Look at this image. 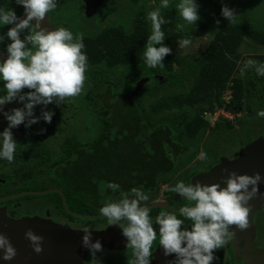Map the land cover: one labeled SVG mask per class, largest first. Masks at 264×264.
Returning <instances> with one entry per match:
<instances>
[{"label":"trees","instance_id":"obj_1","mask_svg":"<svg viewBox=\"0 0 264 264\" xmlns=\"http://www.w3.org/2000/svg\"><path fill=\"white\" fill-rule=\"evenodd\" d=\"M3 2L6 5L5 0ZM158 5L159 0H155V3L151 0H115L105 4L99 10L102 13L98 14H115L113 9L117 6L116 10L120 15L124 14L127 24L117 22L115 15V19L105 27L97 23L78 25L83 32L80 35L85 45L82 51L87 54L81 98L85 109L96 116L99 129L98 134L88 141H83L78 135L65 137L58 148L61 155L53 160L51 170L62 164H67L68 168L75 167L76 164L72 162L77 161L78 156L85 157L82 159L86 161L84 167H91L93 157H104L105 152L116 149L112 144H123L120 136L125 137L128 131L119 123L122 121L121 113L128 109L119 108V105L132 107L133 114L129 115L130 119L136 121L138 133V137H132L133 148H118L120 151L146 149L149 152L150 148L158 150L161 147L163 151L169 148L176 150L174 144H178L182 150L192 145L193 135L206 133L209 122L204 115L213 114L218 109L233 113L241 110L245 114L249 111L250 114L238 120V127L232 126L227 119L219 121L211 128L215 135L231 131L236 137L246 139L254 134L255 123H260L258 134L264 135V118L256 115L257 110L264 109V76H257L250 70L242 73L244 65H238L241 58L239 48L245 38L264 45V28L241 18L237 22L217 23L220 21L217 17H206L207 20L200 15L196 23L188 25L180 19L170 1L168 8L160 9V15L166 21L161 25L165 34L163 43L171 52L163 58L162 66L148 68L140 58L150 32V24L145 16ZM109 9L112 12L109 13ZM205 33L212 34L206 48L188 56L189 61L184 62L177 41ZM25 34L27 29L20 33L21 37ZM254 58L253 61L257 63L264 62V54L255 55ZM186 65L191 68H186ZM141 126L144 127L143 135L139 132ZM145 140L149 146L144 147ZM150 145H160V148ZM34 148L35 155H43L38 164L45 170L47 149L40 142H36ZM98 152L100 155L97 156ZM86 153L93 156L88 157ZM35 176L37 178L38 173ZM71 177L73 187L64 189L69 200L68 207L76 212L93 213L90 207L76 202V179ZM46 187L49 186L41 184L25 188L40 191ZM45 195L32 196L43 198ZM48 196V200L56 203L60 211L73 218L66 213L59 193H48Z\"/></svg>","mask_w":264,"mask_h":264},{"label":"clouds","instance_id":"obj_2","mask_svg":"<svg viewBox=\"0 0 264 264\" xmlns=\"http://www.w3.org/2000/svg\"><path fill=\"white\" fill-rule=\"evenodd\" d=\"M15 2L23 7V18L18 17L11 8L0 7V26L11 25L0 35V41H3L4 36L10 41L5 46L6 58L0 59V110L12 101L23 102L22 107L3 112L7 126L0 131V160L9 163L13 161L17 149L11 129L26 120L25 127L37 121L38 117L33 115L34 105H48L55 99L59 106L67 98L79 95L87 65V54L82 51L85 45L79 34L74 36L64 27L52 30L41 27L45 14L56 9L57 0ZM169 4L170 0H159L158 7L148 11L145 16L150 24V32L140 58L148 68L162 66L163 58L171 52L163 43L165 34L161 25L166 21L160 15V9L168 8ZM174 7L180 19L188 25L200 18L197 0H175ZM220 15L232 23L236 12L222 4ZM25 29L27 34L21 39L20 33ZM189 43L188 39L177 41L180 47ZM245 70L264 76V62L247 60L241 72ZM41 115L45 122H50L53 113L43 111ZM256 115L264 118V109L257 110ZM197 159L204 160L205 153L200 152ZM222 180L223 187L220 182L202 184L196 180L195 184L177 181L168 188V191L179 193L189 202L179 207L180 218L173 212L161 211L153 221L148 207L141 203L149 197L137 188L130 189L127 195L121 192L120 199H106L98 212L107 225H116L121 229L126 240L125 247L131 249L128 264H150L153 241L157 238L165 257L175 254L169 264H211L214 250L222 248L232 235L229 226L235 225L241 230L248 227V201L257 194L262 177L259 172L248 175L231 171ZM105 187L117 190L120 185L109 181ZM185 220L190 221V228L181 227ZM153 222L158 230H154ZM83 232L81 243L89 249L92 257L89 262L99 264L96 253L102 251L100 240L90 241L87 227H83ZM24 235L33 250L39 253L43 237L31 229L26 230ZM15 254L16 249L10 239L0 233V259L8 261Z\"/></svg>","mask_w":264,"mask_h":264},{"label":"flooded vegetation","instance_id":"obj_3","mask_svg":"<svg viewBox=\"0 0 264 264\" xmlns=\"http://www.w3.org/2000/svg\"><path fill=\"white\" fill-rule=\"evenodd\" d=\"M77 1L81 7V10L78 11L80 18L75 22V27L78 29L81 28L78 27L80 23H87V7L90 2L95 3V0ZM96 1L98 2L94 15L100 12L102 13V11L99 10H101L105 4L108 5L110 2L113 3L115 0ZM5 4L6 5H4L3 0H0V7L11 8L15 11L18 17L23 18V7L17 5L15 0H5ZM64 4L65 3L62 2L59 3V0H57L56 9L48 14H45L47 21L53 28L64 27L67 29V24L65 22L61 21V23H57L54 21L56 11L62 9ZM110 11L111 9H109V13ZM98 15H96V17ZM108 15L114 16L112 13ZM87 25L90 26L88 23ZM10 26L11 25L0 26V35H3ZM20 38L23 39L21 35ZM9 42L10 41L6 36H4L3 41H0V59L6 58L5 46ZM16 102L17 101H12L13 104ZM12 108L13 107L8 110H0V123H3L1 124L2 126H7V121H5L3 112L10 111ZM225 112L226 115H204V118L209 122V127L206 133H197L196 135H193L192 138L195 139L192 140H195L196 144L186 146L182 150H180L178 144H174L176 150L169 148L168 151H163L161 149L162 147L160 148V145H150L153 148H160L158 150H152L151 152H146L145 149L142 151H107L105 152L104 157L103 155L102 157H93L94 160L91 161V167H84L85 160L82 161V159H85V157L81 158L78 156V160L72 162L76 164L75 167L68 168L67 164H62L61 166H58L56 169L52 170L50 165L46 164L45 170H42L38 164L40 161L35 162V155H31V159L29 160V162L32 161L30 164L31 166L26 168L27 170L22 171L21 174L28 177V181H30L32 185L33 183H37V185H46L49 183V181L58 184V186L49 187L58 188L63 192L67 207V201L69 200H67L64 189L66 190L68 187H73L74 184L71 182L73 181L71 176H73L76 179L77 186V193L75 196L76 202L79 204H84L90 208L92 206L93 208L98 206V208L94 209L95 212L93 213H78L97 215L99 214V207L103 205L106 199H120L122 198L121 192L127 195L130 192V189L137 188L143 194H146L149 197L147 201L141 203L142 206H149V216L153 219V221L155 216L161 211L173 212V214L180 218L178 213L179 207L189 202L182 198L179 193L168 191V188L174 186L177 181H183L185 184H195L196 180H199L202 184L220 182L221 186L223 187L224 185L222 178L227 177L231 171L238 172L242 151L246 146L253 143L257 138L260 137V135L257 134L258 130L256 123L254 124L255 127L253 128L254 134L247 137L246 139L242 137H236V135H234L231 131L222 132L223 135H215V133L211 131V128L216 126L219 121H225L224 119H227L231 122L232 126L238 127V120L242 119V117L237 116L236 113L238 112ZM221 117L224 118L221 119ZM28 137H32L33 141H29L31 143H34V137L46 140V138H44L45 135L36 136L35 133ZM166 142L168 143V141ZM144 143L145 147L147 144L146 140ZM200 152L205 153L204 160L197 159V156ZM57 153H59V149H57ZM75 154L79 155L78 153ZM90 155L93 156L92 153H86V156L90 157ZM98 155H100L99 152L97 153V156ZM1 161L2 160H0V162ZM89 163L90 161H88V164ZM35 173H38L37 178ZM53 175H56L57 179H55ZM124 177H126V180L122 181ZM23 178L17 177L13 180L12 178L0 176V184L3 185L2 189H0V192L3 190V187H6L3 190V193H0V197L13 194L8 193V191L5 190L7 188L9 190L13 189L12 185L14 182H19ZM109 181L118 183L120 188L117 190L107 189L105 185ZM29 189L31 188L21 187L18 191H39ZM45 189L49 188L46 187L42 190ZM38 199L39 200L36 201V199L32 200L24 198L21 201L15 200L14 202L8 201L10 199L5 200L8 202L0 204V227H10L11 220L13 221L24 217L34 218L36 215L38 218H35H37V220L40 222H53L56 225H60V227L64 229L67 228L83 232V227H87L90 233H102V251L96 253V259L99 261V264H128V261L131 258V249H126L125 237L122 236L121 229L118 226L107 225V222L103 217L96 218L72 215L68 213L64 207L66 213L73 217L70 218L64 212L60 211V209L57 208V204L51 202V200ZM61 200L63 204L62 195ZM184 223L185 224L181 227L190 228V221L185 220ZM253 224L255 226V237L253 244L257 249L260 250L259 256L255 252L238 253L234 247L231 235L222 248L214 250V260L211 262V264H264V207L257 210L253 214ZM153 228L154 230H158V226L154 222ZM9 239L11 243L12 239ZM151 251L152 256L150 259V264H169V262L175 258V254H170L167 257L162 254V250L158 246V238L157 240L153 241ZM91 259L92 257L88 251L80 264H90L89 261ZM0 264H9V260L4 261L3 259H0Z\"/></svg>","mask_w":264,"mask_h":264},{"label":"rangeland","instance_id":"obj_4","mask_svg":"<svg viewBox=\"0 0 264 264\" xmlns=\"http://www.w3.org/2000/svg\"><path fill=\"white\" fill-rule=\"evenodd\" d=\"M88 1V0H87ZM171 3L174 5L175 0H170ZM65 3L63 5L62 9H59L55 13V22L61 23V21L65 22L67 25V29L70 30L73 35L75 36L76 34L82 35L83 32L80 31V29H77L75 27V22L77 19L80 18L78 11L81 10L79 2L73 1V0H59V3ZM97 2L95 0L94 2H90L87 9H88V17H87V23L89 25H93L95 23L99 24L100 27H105L109 24L110 21L115 19L116 21L127 24L126 18H124V14L120 15L118 13L117 6L116 8L113 9L114 11V16H110L108 14H96L98 15L96 17L95 12H96V5ZM153 2V0H151ZM197 3L199 5L198 12L201 17H205V19L209 18H219V22H224L227 21L224 17L220 15V9L221 5H227L230 8H233L236 12V17L233 22H237L238 19H242V21H247L255 25L256 27H262L264 28V0H197ZM100 4V2H99ZM151 4V3H150ZM57 7V6H56ZM117 11V14H116ZM207 17V18H206ZM54 18V17H53ZM208 20V19H207ZM210 28V27H209ZM83 29V28H82ZM212 37V34L210 33H205L203 35H194L189 37L190 43L187 46L181 47V54L184 56L182 60L184 62L189 61L188 56L190 55H195L198 54L200 51H203L208 42L210 41ZM30 47V45H28ZM239 52L241 54V58L238 61V65L241 67L244 65L245 61L247 60H255L254 56L259 55V54H264V45L257 44L253 42L249 38H245L243 41L242 45L239 48ZM175 68L179 69L177 65H175ZM186 68H191V66L186 65ZM23 91H26L25 89ZM83 92V86L82 90L79 95L71 98H67L65 102H61L59 106H57V103L55 99L53 102L49 103L48 105H43V104H37L34 105L33 108V115L38 117L37 121L28 127H25V122H22L19 126L11 129L13 138L17 141V149L16 152L14 153V159L11 163L7 161H1L0 162V176L5 177V178H12L13 180L16 179L17 177H24L22 180L19 182L15 181L13 186V189L9 190L8 188L5 191H8V193H13L18 194L21 191H18L21 187H28V186H36L37 183L31 184L30 181H28V177L23 176L21 174L22 171L27 170L29 166H31V162L29 160L31 159V155H35V148L34 145L36 142H40V145L43 146L45 149H47V157H45L44 162L46 165H50L53 162L55 158H58L61 153H57V149L59 148L60 142L67 136L72 135H78L83 141H88L90 139H93L97 134H98V121L96 116L85 109L84 102L81 98V94ZM138 96V95H137ZM13 105V106H11ZM23 102H16L13 104L12 102L7 103L4 105L2 110H8L11 107H22ZM124 107L125 110L124 112L121 113L122 115V121L119 123L124 127V130L128 131L127 134H125V137L120 136L123 140V144H116L112 146L116 147V149L111 148L109 151H120L121 149L118 148H133V141L132 137H138V133L136 132L137 128V123L134 119H130V115L132 116V107H127L125 105L120 106L119 108ZM43 111H50L53 113L51 117L50 122H45L42 118V112ZM238 117H244L249 116V111L248 113L245 114L244 112L237 111ZM130 113V115H129ZM132 118V117H131ZM5 121H7L5 119ZM0 123V131H2L6 126H2ZM257 130L260 129V123H256ZM144 127H139V132L141 135H143ZM33 133L36 134V136H44L46 140H40L36 137H34V143H31L29 141H33L32 137H28L30 135H33ZM259 133V132H258ZM257 133V134H258ZM44 134V135H43ZM263 138L264 141V135H260ZM28 137V138H27ZM195 139V138H192ZM258 139V138H257ZM256 139V140H257ZM190 140V139H189ZM129 142V143H127ZM191 144H196L195 140H191ZM146 146H149V144H146ZM19 148V149H18ZM146 150V149H145ZM150 150H153L150 148ZM149 150V152H151ZM21 155V156H20ZM43 155H35L36 158H34V161H41V157ZM51 168V167H50ZM52 172V171H51ZM55 179H57L56 175H53ZM126 180V177L123 178L122 181ZM54 185L53 182L49 181L47 183V186ZM2 184H0V189H2ZM6 187H3V190ZM50 188V187H48ZM3 190H1L0 193H3ZM29 190H34V189H29ZM17 191V192H16ZM55 191H49L46 192L45 197L40 198L41 200L44 199H49L48 193H52ZM58 193V192H56ZM53 197V196H51ZM24 198L26 199H36L38 201V198H35L32 196V194H26L23 196H18L15 197L14 199H10L8 201L14 202L15 200H23ZM8 201H0V204L7 203ZM93 210L98 208V206H93L91 207ZM54 209V208H53ZM95 212V210H94ZM37 217V215L35 216ZM38 218V217H37Z\"/></svg>","mask_w":264,"mask_h":264},{"label":"water","instance_id":"obj_5","mask_svg":"<svg viewBox=\"0 0 264 264\" xmlns=\"http://www.w3.org/2000/svg\"><path fill=\"white\" fill-rule=\"evenodd\" d=\"M41 27L45 29H54L45 19L41 21ZM136 91L133 92L135 94ZM260 136L256 141L249 144L242 151L239 162V174H254L259 172L262 181L258 183L257 194L248 201L249 212L247 215L248 227L241 230L235 225H230L232 232V240L238 253L255 252L258 256L260 250L257 249L253 240L255 237V226L253 224V214L264 207V141ZM251 187V186H249ZM49 191H55L62 195L63 204L67 212L75 216L84 217H102L100 214H83L71 211L66 204L65 196L58 188H49L42 191H23L18 194L0 197V201L13 199L25 194H43ZM149 207V206H146ZM31 229L35 234L43 237L41 251L35 252L29 240L25 237L26 230ZM0 232L11 238V244L16 249L15 256L9 260V264H80L86 253L89 251L87 247L82 246L81 238L84 232L71 229L61 228L53 222L43 223L37 218L24 217L17 220H11L10 227H0ZM90 233V232H89ZM102 233H90V241L101 240ZM261 263V261H260Z\"/></svg>","mask_w":264,"mask_h":264},{"label":"built area","instance_id":"obj_6","mask_svg":"<svg viewBox=\"0 0 264 264\" xmlns=\"http://www.w3.org/2000/svg\"><path fill=\"white\" fill-rule=\"evenodd\" d=\"M215 116L219 115H226V112L223 109H218L215 113H213Z\"/></svg>","mask_w":264,"mask_h":264}]
</instances>
